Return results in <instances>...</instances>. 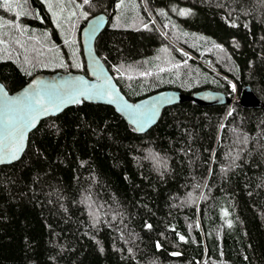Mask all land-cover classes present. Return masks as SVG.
Segmentation results:
<instances>
[{"label":"trees","instance_id":"16d2710c","mask_svg":"<svg viewBox=\"0 0 264 264\" xmlns=\"http://www.w3.org/2000/svg\"><path fill=\"white\" fill-rule=\"evenodd\" d=\"M98 12L130 100L232 83L261 104L185 100L143 133L96 102L45 117L0 164V264H264V0H0V81L85 73Z\"/></svg>","mask_w":264,"mask_h":264},{"label":"water","instance_id":"95a60500","mask_svg":"<svg viewBox=\"0 0 264 264\" xmlns=\"http://www.w3.org/2000/svg\"><path fill=\"white\" fill-rule=\"evenodd\" d=\"M108 20L109 17L104 12L92 14L85 19L79 30L85 73L69 69L38 71L23 86L14 91H9L0 81V85H3V92L7 93V97L0 93V120H2V113L5 110V99L22 97L25 92L33 90L40 93L48 109L43 113H31L24 106H10V115L19 113L22 119L35 115V121L34 126L24 129L23 139H20L17 132L11 127L6 130L0 123V157H4L7 151L19 145L21 151L18 153V157L20 158L26 148L29 133L42 119L49 115H56L66 107L79 104L82 101L102 103L113 107L137 133H143L153 126L159 119L162 110L169 105L185 100H191L197 105L204 106L228 104L232 101L224 91L210 87L197 88L191 92L162 88L135 100H130L121 90L116 76L95 49V40L107 25ZM76 100L80 102L77 103ZM238 100L243 106H259L261 104L249 84L242 86ZM125 105L130 107L125 109ZM4 159L5 162H0V164L18 160L8 161L6 157Z\"/></svg>","mask_w":264,"mask_h":264},{"label":"snow or ice","instance_id":"6c2138e0","mask_svg":"<svg viewBox=\"0 0 264 264\" xmlns=\"http://www.w3.org/2000/svg\"><path fill=\"white\" fill-rule=\"evenodd\" d=\"M83 2L84 4H88L89 0H83ZM5 3H7V0H5ZM182 14H187V13L186 11L182 10ZM145 27H147V25H145ZM0 93H3V95L7 97V93L3 92V85H0ZM75 102L79 103L80 101L76 100ZM13 105L24 106L31 113H43V112L48 111L47 107L45 106L44 99L42 98V96L40 95V93L34 90L31 92H25V94L22 97H17L15 99H5V110L2 113V120H0V123L4 125V128L6 130L10 127L13 130H15L18 136L20 137V139H23L25 128H30L34 126L35 115L26 116L24 119L20 117L19 113H17L16 115H10L9 107ZM124 107L125 109H127L130 106L125 105ZM20 151L21 149L19 145H17L14 149L7 151L4 154V157H6L8 161L18 159L19 158L18 153ZM4 157H0V162H5ZM179 239L184 240L185 238L183 236H180ZM176 254L178 255V253Z\"/></svg>","mask_w":264,"mask_h":264},{"label":"rangeland","instance_id":"374dc122","mask_svg":"<svg viewBox=\"0 0 264 264\" xmlns=\"http://www.w3.org/2000/svg\"><path fill=\"white\" fill-rule=\"evenodd\" d=\"M143 1V0H142ZM61 14V13H60ZM65 20L66 21V19L65 18H62V20ZM66 22H68V21H66ZM114 74V76H117V74L116 73H113ZM234 85L231 83V88H232V94H231V92L230 93H228L229 95H231V97H232V99H236V98H238L239 96H238V94H237V91H236V88H235V86L233 87Z\"/></svg>","mask_w":264,"mask_h":264},{"label":"bare ground","instance_id":"6f19581e","mask_svg":"<svg viewBox=\"0 0 264 264\" xmlns=\"http://www.w3.org/2000/svg\"><path fill=\"white\" fill-rule=\"evenodd\" d=\"M228 95H229V94H228ZM229 96H230V95H229ZM230 97H231V96H230ZM231 99H232V97H231ZM232 100H233V99H232ZM231 102H232V101H231ZM231 102H230V103H231ZM228 104H229V103H228Z\"/></svg>","mask_w":264,"mask_h":264}]
</instances>
